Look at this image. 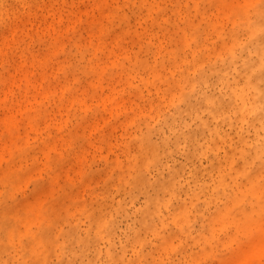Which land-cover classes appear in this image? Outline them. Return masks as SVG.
I'll list each match as a JSON object with an SVG mask.
<instances>
[{
  "label": "rangeland",
  "instance_id": "rangeland-1",
  "mask_svg": "<svg viewBox=\"0 0 264 264\" xmlns=\"http://www.w3.org/2000/svg\"><path fill=\"white\" fill-rule=\"evenodd\" d=\"M240 2L6 0L0 19V100L4 80L12 79L17 92L23 87L28 95L31 88L33 99L46 101L50 93L44 85L58 76V71L41 74L30 84L41 69L20 65L21 55L30 54L25 44H11L14 28H31L30 51L44 55L49 42L40 39V30L52 22L51 14L67 18L89 12L73 37L85 42L106 13L116 19L105 40V64L76 102L88 118L75 126L74 139L59 135L72 117L55 103L43 127L13 131L0 116V190L12 171H48L52 156L59 158L52 185L48 179L24 181L17 199L0 202V264H212L207 236L214 232L219 238L230 223L213 218L216 207L231 200L258 210V182L264 176V73L250 68L251 61L259 62L264 43L247 39L261 20L258 10L244 17ZM229 11L245 22L232 29L223 20ZM51 93L66 95L62 87ZM236 170L258 174L254 187L245 177L233 182ZM53 197L49 222L36 205ZM23 213L15 224L11 217ZM102 221L105 231L98 234ZM9 227L18 230L14 240ZM34 233L40 246L30 237ZM21 235L29 237L23 244ZM261 239L258 233L256 247ZM253 259L261 264L258 254Z\"/></svg>",
  "mask_w": 264,
  "mask_h": 264
},
{
  "label": "snow or ice",
  "instance_id": "snow-or-ice-1",
  "mask_svg": "<svg viewBox=\"0 0 264 264\" xmlns=\"http://www.w3.org/2000/svg\"><path fill=\"white\" fill-rule=\"evenodd\" d=\"M5 2L6 0H0V19L3 18L2 13L5 10ZM24 7H30V5L26 4ZM238 7L245 10L243 12L244 17H248L252 10H258L261 20L260 27L257 31L250 30L247 39L254 40L259 37L261 42L264 43V0H254V2L241 0ZM89 14V12H85L82 16H69L67 18L63 14L59 16L51 14L52 22L43 26L40 30V39H46L49 42L48 52L44 55H37L30 51L35 43L31 35V28L24 32H21L18 27L13 29L10 37L11 44H25L24 52L30 54L21 55L20 65L29 71L33 67L41 69V72L35 73L36 80H30V84H37L41 74L50 76L53 71H58L57 79L49 80L44 85V89L50 93L46 101L33 99L31 88H29L28 95L25 94L23 87L17 92L12 79L10 83L4 80V97L0 100V107H3V113L0 116H2L6 125L9 123L12 124L13 131L22 125L43 127L50 121L51 112L54 109L52 104L55 103L56 107H59L61 110L67 108L68 114L72 117L67 127H61L59 135L73 139L77 135L74 131L75 126L84 122L88 117H85L76 102L80 98L81 90L87 87L89 81L94 82L99 75V66L105 64V40L111 31L110 26L116 19L113 13H106L102 21L98 23L97 30L91 36L90 41L87 40L85 42L83 40L73 39L78 33L80 26L84 23V16ZM223 20L232 29L238 28L240 24L245 22L239 15L231 11L224 16ZM249 23H251L250 19ZM222 27H225L224 23ZM222 35L223 41L227 43L228 37L224 34ZM184 37H187L190 41L196 39L194 36L189 35L188 32H184ZM233 38H235V33H233ZM11 44L7 46L11 47ZM233 47H235V44H233ZM4 55H6L5 51H3ZM0 66L4 67V64ZM110 67L114 69L116 66L112 64ZM105 70L107 71L108 67ZM258 70L264 73V58H262ZM15 75L16 72L12 77ZM9 84L13 86L10 88ZM53 87H62L66 95L59 96V93H51ZM29 104H41V107L38 109L29 108L27 107ZM261 112L264 113V106H262ZM252 114L254 115L255 113ZM56 119L57 123L62 126L59 115H57ZM243 122L246 123L247 120ZM52 135L57 136V133L53 132ZM52 143L48 144L52 145ZM58 160V156H52L48 171L33 168L24 172L22 175L17 171H12L10 175H6L2 181L4 187L0 190V202L5 199L9 201L17 199V191L22 187L24 181H28L34 185L40 183L42 180L48 179L52 185L57 177L53 171L54 162ZM9 168L14 169L15 165L10 163ZM246 176L247 172H242L239 173V176L235 175L234 177L239 183L241 177ZM56 199V197H53L50 200H44L42 205L39 203L36 205L37 210L42 215H45L49 222H51L52 217L48 213ZM40 200H43V197ZM259 202L258 210L256 205H253L249 210L234 205L231 200H224L220 206L216 207V215L213 218H228L230 223L227 231L219 238L216 237L214 232L207 236L213 249L212 264H255L253 257L257 254L260 256L261 264H264V239H261L258 247L255 246L257 234L259 233L261 237H264V176L261 177ZM23 216L24 213L22 215H14L11 219L18 225V219ZM17 231L16 227H9V236L12 240L16 238ZM97 231L98 234L105 231L103 221ZM30 237L34 241H37V245L40 246L37 240V233H34ZM27 238L21 235L19 237L21 244ZM22 264H30V262L23 261Z\"/></svg>",
  "mask_w": 264,
  "mask_h": 264
},
{
  "label": "bare ground",
  "instance_id": "bare-ground-1",
  "mask_svg": "<svg viewBox=\"0 0 264 264\" xmlns=\"http://www.w3.org/2000/svg\"><path fill=\"white\" fill-rule=\"evenodd\" d=\"M258 53H259V59H260L259 62L256 63V62H254V61H251V62H253V64L250 65V66H251L250 68H258V69H259V66H260V64H261V60H262V58H264V47H262V49L259 50ZM258 53H257V54H258ZM226 159H227V158H226ZM232 160H233V159H232ZM232 160H231V162H232ZM235 172L237 173V175H239V171H238V170H236ZM243 172H247V171H243ZM222 174L224 175V173H222ZM258 177H259V175L256 174V173L253 174V173H251V172H247V176H246L245 178L247 179V182L251 185L250 188L253 186V185H252V184H253V181H255L256 179H258ZM225 180H226V179H225ZM225 180L222 179V180L220 181V184L225 185V183H226V182L224 183ZM232 180H233V182H235L236 179H233V178H232ZM235 183H236V182H235ZM235 183H234V184H235ZM258 183L260 184V182H258ZM236 184H237V183H236ZM234 187H235V186H234ZM231 189H232V188H231ZM241 190H242V189H241ZM258 190H260V185H258ZM243 191H244V190H243ZM245 193H246V192H245ZM259 194H260V192H259ZM244 195H245V194H243L242 197H243ZM228 197H229V195H228ZM228 197H227V198H228ZM2 209H3V208H2ZM7 209H8V208H7ZM15 209H16V208H15ZM8 211H10V209H9ZM10 212H11V211H10ZM13 212H14V211H13ZM8 214H9V213H8ZM11 214H12V213H11Z\"/></svg>",
  "mask_w": 264,
  "mask_h": 264
}]
</instances>
